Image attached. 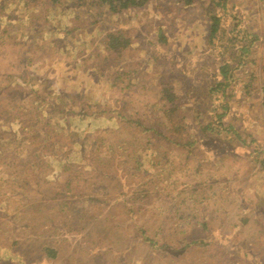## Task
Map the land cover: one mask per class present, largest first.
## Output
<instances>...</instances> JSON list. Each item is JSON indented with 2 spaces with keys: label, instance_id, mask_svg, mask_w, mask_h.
I'll return each instance as SVG.
<instances>
[{
  "label": "rangeland",
  "instance_id": "obj_1",
  "mask_svg": "<svg viewBox=\"0 0 264 264\" xmlns=\"http://www.w3.org/2000/svg\"><path fill=\"white\" fill-rule=\"evenodd\" d=\"M40 1L50 6L43 22L41 18L34 17L35 7L40 5ZM102 2L65 0L61 7L57 4L58 10L54 11L51 0H0V236L7 231L13 234V244L7 241L5 247L20 250V253L27 251L28 255L35 250L34 246L38 247L41 250L40 261L51 258L49 252H53L56 254L53 264H99L95 260L98 252L107 254L109 258L105 256V260H114V264H183L181 251L177 250L196 239L222 243L224 246L220 244L221 247H228L232 259H228L227 264H245L248 258L254 264H264L251 257H239L241 249L244 250L242 247H245L241 246V232L237 231V236L230 239L232 233L238 230V225L239 230L243 229L238 223L239 219H236L234 207L238 203L231 193L228 194L232 187L229 180L234 177L228 180L214 175V184H204L207 183L205 179L204 183L201 182L202 177L196 173L202 159L199 154L192 162L180 164L188 176L194 174L196 178L192 180L191 188L168 186V173L160 179V192L156 198L158 203L161 201L162 208L157 209L156 214H172L174 219L168 226L175 223L177 233L176 238H170L169 234L166 241H160L153 234L156 227L164 225V219L148 221V215L127 216L122 224L123 230L119 233L105 230V223L112 221L120 211L114 204L121 202L124 197L111 189H102L105 193L103 201L90 204L78 199L76 203L67 192L66 181L65 186H61L65 180L60 169L63 167L61 158L50 157L54 148L52 140L58 145L63 143L64 137L60 134L57 136V131L69 134L72 121L67 111L85 108L91 112L99 110L97 107L113 111L128 108L141 110L145 104H157L155 98L159 96L161 87L170 84L184 102L182 106L191 114L189 120L196 117L189 122L198 126L191 136L192 141L200 151L208 154L215 166L219 165L215 156L219 153L226 156L240 152L241 156L248 157L239 143L229 145L220 137H208L199 127L201 119L210 114V107L230 102L222 99V95L214 94V83L224 81V72L231 81L227 89L235 95L241 89L246 92L251 89V95L244 105L239 104V96L231 101L238 107L232 106L228 113L235 116L234 119L243 129L256 134L257 143L246 134L241 135L244 138L241 143L249 149L257 168L263 170V164L257 162V155L264 151V0H226L225 8L233 17L234 32L221 37L219 31L213 45L205 46L199 37L197 48L187 47V39L181 33V20L164 15V10L167 12L176 7L177 11L183 10L178 4L164 5V0H146L141 6L132 5L121 9L118 1L112 5ZM188 8H192L191 12L183 11L189 16L195 15L194 20L201 13L209 17V12L216 8L221 15L220 5L216 6L213 0H193V5ZM52 11L61 15L50 19ZM65 14L69 16L68 19H64ZM200 18L205 20V17ZM59 21L61 25L57 27ZM232 21H227L228 31L233 29ZM190 23L192 21L187 25ZM112 30L120 35L121 43L125 42V38L134 47L130 48L128 44L120 46L119 52L109 55L104 36L105 31ZM41 37L61 41L60 51L69 54L57 53V56L66 61L69 57L68 63L73 72L68 71L65 65L56 67L46 64L50 57L49 47L40 45L43 40ZM227 39L230 40L229 45ZM199 46L203 49L200 50ZM134 49L138 54L136 59L132 52ZM223 49V57L212 56L214 52L222 53ZM242 50L245 53L240 55ZM90 53L93 56H88ZM186 61L188 63L185 65ZM224 62L227 68L223 69ZM125 64L132 65L125 72V78L121 81L119 76L121 82L109 81V74ZM160 66L168 68L164 70ZM54 72L60 76L50 81ZM41 78L45 79L43 83L38 82ZM251 81L256 83L248 88L241 87ZM119 85L125 87L123 92ZM39 88L45 95L39 92ZM230 90L228 93L232 94ZM142 112L151 113L150 108ZM102 125L94 123V131H98ZM160 151L164 152L163 148ZM154 154L157 160L162 159L160 152ZM172 156L175 153L170 152L169 157ZM107 157L106 152L104 161ZM71 158L75 160L70 162L65 157L63 162L87 164V171L94 173L93 177H105L106 172L96 168L90 158ZM118 158L115 157L114 168L121 172L123 168L118 169ZM226 160L227 157H223L222 164H226ZM133 164V161L127 163L130 170ZM146 164L149 165V162L146 161ZM176 173L181 180V171L176 170ZM188 176L183 179L186 183ZM106 177L121 179L120 175L113 172L107 173ZM248 179H252V175ZM198 181L201 189H204L200 196L214 199L201 205L203 198L199 205L193 206L183 190L191 195L193 183ZM251 190L257 191L255 185L249 186V192ZM124 192H128V189ZM109 193L114 194L115 198L112 199ZM215 194L221 197L216 198ZM121 204L123 209L124 205ZM177 209L184 213L175 214ZM219 210L222 211L217 214ZM205 216L214 217L213 229L207 230L204 236L194 237L192 234H201L202 230L193 228L185 236L187 230L183 226L188 220ZM177 218H181L179 223L175 222ZM95 222H98L99 228ZM137 229L144 230L152 242L145 241ZM220 233L229 237L227 246L226 239L219 240L216 237ZM155 243L165 246L160 248L161 245ZM189 249L198 253L195 258L200 257L196 248ZM210 251L215 253L217 250ZM127 253L131 254L133 261L121 260V256Z\"/></svg>",
  "mask_w": 264,
  "mask_h": 264
},
{
  "label": "trees",
  "instance_id": "obj_2",
  "mask_svg": "<svg viewBox=\"0 0 264 264\" xmlns=\"http://www.w3.org/2000/svg\"><path fill=\"white\" fill-rule=\"evenodd\" d=\"M51 1L53 2V4L51 3V7L54 11L58 10L56 8L57 4L58 7H61L65 2V0ZM102 1V3H107L108 5H112L118 1L120 3L119 8L121 9L128 8L132 5L141 6L143 2L146 3V0ZM213 2L216 6L220 5L221 11L227 12V9L225 8L226 0H213ZM177 3L183 5L184 7H190L193 5V0H177ZM214 11H217V8L209 12L210 16L208 17V20H202L199 17V23L204 26V28L201 29L200 38L206 45H213L215 35L219 31L220 36L224 37L233 33L235 30L232 22L231 26L233 29L228 31L229 26L227 25V21H232V19L226 13L221 12L220 15L218 13H214ZM105 34L106 36L104 37L107 46L106 52H108L109 55L119 52L120 46H126L128 44L131 48V44L128 39L123 38L125 42L121 43V37L118 33L110 31ZM58 35L59 33H57V37ZM229 41V39L226 40L228 45ZM60 46L57 50H60ZM244 53L245 50H242L240 55H243ZM213 54L220 58L225 55V50L223 49L220 54L215 52ZM103 61L106 62L104 59ZM131 66V64H125V66L123 65L121 68L116 69L113 73L109 74V81L116 80L121 82L125 78V72ZM222 67L223 69L224 67L227 68V64L224 62ZM119 76H121V81L118 78ZM223 78V82H218V80L214 83V94L222 95V99H227L230 102L233 101L235 97L239 96L241 99L238 100L239 104L244 105V103L247 102L249 95H251L249 89H247V92L241 89L239 94L235 95L230 89H227V87L230 86L231 81H229L227 74H224V72ZM255 83L256 81H251L249 84L241 87L248 88ZM119 89L123 92L125 87L121 88L119 85ZM174 89L175 88L171 86V84L162 86L159 91V96L155 98L157 99V104H145L141 110H138L137 108H128L126 110L119 109L113 111L97 107L99 110L90 112L85 108L71 109L67 111V116L74 125L72 127L71 124L70 130L68 131L69 134L63 132L58 133L57 131V136L60 134L64 137V144L60 142L58 145L56 141L52 140L54 148L50 157H60L63 165L60 169L63 172L65 180L64 182H61V186H65L66 181L67 192L74 198L76 203L79 202L80 199H83L90 204H96V202L100 200L103 201L105 193L102 189H105L106 191L107 189H111L115 193H120L124 197L121 202H116L114 204V207L119 208L120 211H118L117 217H114L112 221L105 223L106 227L103 226L105 230H111L113 233H119L123 230L122 224L126 221L125 218L127 216L135 214L139 217H143L148 215L146 218L148 221L158 220L160 218L164 219V225L155 228L153 232L154 237L157 236L160 241L168 240L169 234L170 238H176L177 233L174 229L175 223L173 226H168L173 221L174 216L166 213H164V215L156 214V210L162 208L161 201L158 203L159 200L156 197L160 192V179L164 177L165 173L169 174L167 182L168 186L175 188L183 187L186 189L191 188L192 180L196 178L194 174L188 176V172L185 171L180 164L192 162V160L199 154L202 159L200 160L201 165L196 173L202 177L203 180H200L201 182L204 183L205 179L207 183L204 184H208L209 186V183H213L212 177L214 175L226 178L227 174H231V171H227V164H222V156L225 154L219 153L215 155L216 161L219 162V165L215 166L208 158V154H205L200 151L198 147H196L191 136L196 131L198 126L196 124H189V122L191 120H195L196 117L194 116L191 120H189L192 116L189 114L188 110L182 106L184 105V102H182L181 98H179L174 92ZM229 90L232 94L228 93ZM230 102H228V104L225 102L223 105L217 104V107H210V114L201 119L202 122L199 123L200 129H202V132H204L208 137H220L227 143H236L237 141L242 144L241 140H244V138L241 137L242 134H246L250 136L253 141H256V134L254 132L249 133L243 129L237 119H234L235 116L232 113H228V110H230L232 106L235 105L238 107V104ZM147 108H150V114L142 112ZM94 123H103V125L98 131H94ZM102 130L104 131L102 132ZM243 146L244 145L242 144L241 147L243 150L247 154L251 155L249 149H246ZM162 148L164 152L160 151ZM156 151L161 153L162 159H156L154 154ZM106 152L108 157L104 161V154ZM170 152L175 153V156L169 157ZM72 156H76L77 158L81 156L90 158L91 163L103 173L104 171L106 174L113 172L114 174L120 175L121 179H108L106 174L105 177L103 175L93 177L92 175L94 173L90 174L87 171L89 165L79 163L76 164L74 163L75 161L71 164L63 162V158L65 157L68 158L70 162L75 160L71 158ZM116 156H119L117 159L118 169L123 168L121 172H118L114 168V160ZM235 158H237V156H235ZM230 159L231 158H229V162L234 163ZM243 160L245 159L240 158V161ZM129 161H133L134 163L131 170L127 165ZM146 161L149 162V165L146 164ZM259 162L263 164L264 170V160H260ZM176 166L180 167L175 168ZM154 168L156 169L153 170ZM157 169H159V171H157ZM176 170L181 171V180L177 178ZM213 171H215V174H213ZM186 176H188V183L183 180ZM125 189H128V192H124ZM201 191H204V189H201V183L198 181V183H193V191L191 195H188L186 190H183V193L192 201L191 203L193 206H197L203 198V202L208 200L205 196H200ZM110 196L112 199L115 198L114 194H110ZM182 201H184V198H182ZM121 203L124 205L123 209H121ZM89 205H83V207H88ZM176 213L182 214L184 212L183 210L179 211L177 209L175 211V214ZM121 214H123V216ZM205 217L198 219L193 218L191 221L188 220V222L183 226L187 230L185 236H187L193 228H199L202 230L201 234H192L194 237L204 236L207 230L213 229L211 227L214 217L210 216L208 219ZM180 220L181 218H177L175 219V222L179 223ZM95 223L97 225L96 227L99 228L98 222ZM137 233L142 234L145 241L152 242V240L147 238L144 230L137 229ZM155 244L158 246L161 245L160 248L165 246V244ZM168 245L169 247L171 246V240ZM192 247L196 248L195 250L201 254H199L200 257L198 259L195 258L198 253L189 249ZM220 248L222 247L214 242L207 243L202 240L198 241L194 239L191 243L179 249L182 256L181 263L226 264L223 259L219 258L217 251L215 253L210 251L211 249H218L219 251ZM130 255L131 254L127 253L124 256H121V260L130 259L133 261ZM49 256L52 259H56V254L53 252H49ZM105 256L108 257L107 254L104 255L102 252L96 253V262L99 264H114V260H105ZM203 256L211 258V260L208 261ZM69 257L72 258V255Z\"/></svg>",
  "mask_w": 264,
  "mask_h": 264
},
{
  "label": "crops",
  "instance_id": "obj_3",
  "mask_svg": "<svg viewBox=\"0 0 264 264\" xmlns=\"http://www.w3.org/2000/svg\"><path fill=\"white\" fill-rule=\"evenodd\" d=\"M172 3L174 5L178 4L177 0H164V5H172ZM38 4L40 5H37L35 7L34 17L41 18V21L43 22L42 19L45 20L44 16L46 14L47 9H50V6L48 5V3H43L41 1ZM178 5H180L182 9L186 10L187 12H191L192 10V8L184 7L181 4H178ZM183 10L177 11V7L167 12L166 10H164V15L169 16V17H178L179 20H181L180 25L183 26L181 33L187 39V43H188L187 47L194 46L193 48H197L198 46L197 42L199 41L201 29L204 28L203 24L199 23L200 21L199 17L200 16L205 17V20H208V15L204 16L201 13L194 20L193 16L195 15L189 16L188 13L184 12ZM221 12L226 13L231 19L233 18L230 16L228 12H224V11H221ZM214 13H218V11H214ZM60 15H61L60 13H57V12L54 13L52 11L50 19L56 16H60ZM63 16H64V19L69 18V16L66 14ZM189 21H192V23L187 25ZM60 25H61V22L59 21L57 27H59ZM107 32L109 31H105V33ZM41 38L43 40L41 41L40 45L42 44V47L44 46L49 47L48 52H49L50 57H49L48 63L46 64L50 66H56V67L60 65H65L68 71L69 70L72 71V67L68 63L69 57H67V61H66L63 58L62 59L58 58L57 56V53L58 54H63V53L69 54L68 52H61L60 50H57L58 47L60 46L61 41L59 39L54 41L53 39L48 38V37H45V38L41 37ZM165 41L166 39H164V42ZM40 45H38L37 47L39 48ZM131 47L132 48L134 47L133 43L131 44ZM199 48L200 50L203 49L200 46ZM132 52H134V56L136 59L138 54H136L135 49ZM139 53L141 54L140 51ZM132 55L133 54L131 53L130 56L132 57ZM88 56H93V54L90 53ZM212 56H215V55L213 54ZM240 59H243V57H241ZM187 63L188 61H186L185 65ZM159 68H163L164 70H166V68L168 67L160 66ZM160 71H163V70L161 69ZM59 76L60 75L58 72H54L51 75V78L49 79L50 81H55L59 78ZM44 81L45 79L43 78L38 80V82H42V83ZM208 85L209 84L207 83V86ZM250 90L251 89H249V91ZM39 92L44 95V93L41 91L40 88H39ZM233 143L234 142H231V144ZM236 143L238 142L236 141ZM228 144L231 145L230 143ZM240 145L242 146V144ZM263 150H264V147H263ZM235 156H237V158H235ZM257 156L259 158V160H257L258 163L260 160H264V151L263 153H260ZM222 157H227L228 159L226 160L227 171H231V174L230 175L227 174L226 178L229 180L230 178L234 177V179L230 181L232 184V187L230 188V192L228 194L231 193L232 197L238 203V205L234 207L236 210V219H239L238 223L243 227V229L239 230V225H238L237 226L238 230H235L232 233L233 235L230 236V239H233V237L237 236L236 234L237 231L241 232V235L239 236L240 240L242 241L241 246H245V247H242L244 248V250L241 249L240 253L238 252L239 257H241L242 259H245V257H251L253 259H257V262L259 263H262V262L264 263V170H260L259 168H257V164L255 163V161L252 160L250 154H248V157H245V156H241L239 152V153H233V154H229V155L222 156ZM229 158H232L230 160L233 161L234 163L229 162ZM240 158L245 159L246 162L245 160L240 161ZM251 175H252V179L249 180L248 177H250ZM250 185H255V187L257 188V191L251 190L249 192ZM222 191L223 190H221L220 192ZM250 194H251V197H249ZM224 195H227V194H224ZM215 196L216 198L221 197L220 194L219 195L215 194ZM212 199L214 198H209V200H212ZM203 203L205 202H202L201 205ZM222 210L217 211V214L220 213ZM205 218L208 219V217H205ZM216 237H219V240H221L222 238L226 239V246L228 244L227 241L230 240L229 237H226L222 235L221 233L220 235ZM12 239H13V234L9 233L8 231L3 236H0V264H19V262L21 261H24L23 264H53V259L51 258H47V259H44L43 261H40L41 252L39 251L41 250L38 247L34 246L33 249L37 251L35 250H33V252L31 251L30 255H28L27 251L20 253V250L16 251L14 250V248L10 249L8 247H5V245L7 244V241H10V243L13 244ZM220 244L224 246L222 243ZM227 250H228V247L227 248L222 247L219 249V251L217 249L219 258L223 259L226 262V264H227L228 259H232L231 254ZM177 251H180V250H177ZM28 256L30 257V259H28ZM50 261H52V263ZM175 264H180V263H175ZM245 264H254V262L249 261V258H248V261H246Z\"/></svg>",
  "mask_w": 264,
  "mask_h": 264
},
{
  "label": "clouds",
  "instance_id": "obj_4",
  "mask_svg": "<svg viewBox=\"0 0 264 264\" xmlns=\"http://www.w3.org/2000/svg\"><path fill=\"white\" fill-rule=\"evenodd\" d=\"M113 31V30H112ZM110 32V31H109Z\"/></svg>",
  "mask_w": 264,
  "mask_h": 264
}]
</instances>
